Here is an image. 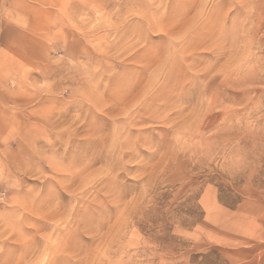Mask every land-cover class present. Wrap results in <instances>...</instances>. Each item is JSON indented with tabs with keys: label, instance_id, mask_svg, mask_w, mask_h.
Masks as SVG:
<instances>
[{
	"label": "rangeland",
	"instance_id": "1",
	"mask_svg": "<svg viewBox=\"0 0 264 264\" xmlns=\"http://www.w3.org/2000/svg\"><path fill=\"white\" fill-rule=\"evenodd\" d=\"M0 264H264V0H0Z\"/></svg>",
	"mask_w": 264,
	"mask_h": 264
}]
</instances>
